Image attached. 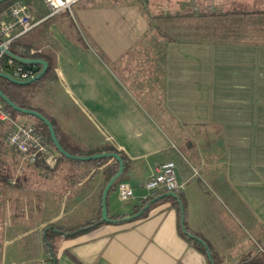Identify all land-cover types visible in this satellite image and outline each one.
I'll return each mask as SVG.
<instances>
[{
	"label": "crops",
	"instance_id": "crops-1",
	"mask_svg": "<svg viewBox=\"0 0 264 264\" xmlns=\"http://www.w3.org/2000/svg\"><path fill=\"white\" fill-rule=\"evenodd\" d=\"M176 1L165 7V13L175 16L157 19L158 25L151 22L156 11L146 16L134 5L99 8L78 0L70 17L68 11L45 13L42 4L40 14H32L35 20L66 17L67 25L79 26L84 35L72 38L62 29L44 42L42 34L18 38L52 64L46 82L34 93L41 97L36 106L50 116L72 150L113 148L116 152H110L126 157L123 180L130 184L126 178L135 179L139 189L130 184L133 197L124 203L116 185L109 190V216L129 214L149 195L144 182L154 166L172 162L182 184L183 220L190 232L206 240L217 264L260 263L264 0ZM182 158L186 163L177 164ZM112 163H25L13 179L0 183V264H28L14 257L10 245L26 235L21 225L32 211L47 213L40 232L61 218L75 215L82 218L75 223L79 225L94 217L106 184L104 169ZM2 165L12 163L3 160ZM209 167L220 171L207 178ZM194 177L202 187L211 181L218 191L189 192ZM15 215L18 219L12 221ZM180 221L177 205L161 198L143 217L111 219L73 236L60 235L57 262L212 264L182 234Z\"/></svg>",
	"mask_w": 264,
	"mask_h": 264
},
{
	"label": "trees",
	"instance_id": "trees-1",
	"mask_svg": "<svg viewBox=\"0 0 264 264\" xmlns=\"http://www.w3.org/2000/svg\"><path fill=\"white\" fill-rule=\"evenodd\" d=\"M12 1L13 0H6V1L0 2V11L2 10V8L4 6L10 4ZM174 16H168V15L164 16L162 13L155 14V15L151 16V22H152V24L154 23V24L158 25L159 22L157 21V19L162 18V17L164 18V17H174ZM186 16H191V14L188 13V15L186 14ZM8 57H12L16 62H19L20 64H22L24 66H33V67H35L36 70H40V68H41L40 64L24 63V62L20 61L19 58H41L47 62V68H46V71L43 74V76L40 79H38V80H36L30 84H27V85H19V84H16V83L9 81L6 77L0 76V89L3 92V94H5L10 99V101H12L15 105L22 107V108L34 109V110H37L38 112H40L41 114H43L53 125L57 139H58L60 145L63 147V149H65L70 154H74V155H78V156H88V155H92V154H96V153L110 152L112 150H115L113 148H105L103 150H98L96 152L90 151V152L84 153V152L72 150L71 148H69L67 146V144L64 143L63 139L59 136L56 124L50 118V116L47 113H45L42 109L35 107V106H28L25 103L26 95L27 96L29 95L32 97V96H34V93L38 89V87H37L35 89H32V91H29V88L31 86H33L35 83H38L42 79L46 78L52 72V64H51V61L49 60V58L46 55H43L42 53L34 50L33 46L30 43L25 42V41H21L18 38L13 39L10 42V44L7 47V52H5L0 57V67H1V65H3V63L5 62V60ZM0 73H1V71H0ZM1 101L3 103L4 109L6 110V112L9 113V115L11 117H12V115H11L12 112H18L15 109H13L11 106L7 105L2 99H1ZM36 119L38 122V124L34 125L36 130L43 134V140L46 144H49L54 149H56L52 143V140H51V137H50V134L48 131V127L40 119H38V118H36ZM5 126H6L5 123L0 122V144L2 143L1 135H2V137H3V135L5 136L7 130L9 129V127H5ZM115 152H116V150H115ZM120 156L122 157L123 160L126 159V157L124 155L121 154ZM60 159H71V158H67V157L60 154L58 160H60ZM71 160L81 161L79 159H71ZM108 160H111L113 163H112V165H110L109 167L104 169L105 170V179H106L105 181H106V183L118 170V167H119L118 162L112 156H102V157H99L97 159H91L90 160L91 162H97L99 164L106 162ZM38 162H42V161H38ZM123 164H124V162H123ZM16 171H17L16 163L15 164L13 163L12 166H10V167L8 166V167L4 168L2 165V162L0 161V183H7V181L9 179H13L15 177ZM117 182L118 181L116 180L114 182V184L110 187L109 190H112L114 188V186L117 184ZM164 193H165V190L153 191L152 193L147 195L145 198H142L140 200L139 204L134 205L132 211L129 214H115V215H110V216L108 215V216L110 219H114V220L125 219L126 217L141 211L145 205L149 204L151 199H153L154 197H156L160 194H164ZM175 194H176V196L165 195L162 199L167 198V199L172 200L173 203H175L177 205V208L179 209V214H182L181 213V208H182V212H183V216H184L185 215V209L183 206V201L181 199L180 193H179V191H175ZM100 199H101V197L99 198L98 209H97L96 215L94 217L86 219L81 224L69 227V226L57 224L56 222H50V223H47L41 229V232H42V250L44 253V259H45V261L47 260V262H48L47 264H58L57 258H56V247L54 245V241L56 240L57 237H59L60 235L73 236V235L80 233L81 231H84L90 227H93L96 224L103 222L101 220V205H100L101 200ZM152 204L153 203H150L146 209H143L141 211L140 215H138V217L139 216L140 217L145 216L148 209L151 207ZM179 224H180L182 234L184 236H186L187 239L190 242H192L199 250L207 253V250L205 248L206 246H208L206 243V240H204L200 235L193 233V232H190L187 229V226H186V223L184 220H183V222L180 221ZM183 226H184V228H183ZM188 233H191L194 237L189 236ZM211 258H212L211 263L217 264L213 255H211ZM246 264H250V263H246ZM252 264H254V263H252ZM256 264H260V263H256Z\"/></svg>",
	"mask_w": 264,
	"mask_h": 264
},
{
	"label": "built area",
	"instance_id": "built-area-1",
	"mask_svg": "<svg viewBox=\"0 0 264 264\" xmlns=\"http://www.w3.org/2000/svg\"><path fill=\"white\" fill-rule=\"evenodd\" d=\"M76 1L78 0H43L49 8L50 14L70 11ZM45 18L35 20L31 11L20 1L16 0L10 3L8 7L0 12V57L5 53L13 39L20 38ZM0 71L15 79L26 80L33 77L39 70H36L33 66H24L12 57H8L1 65ZM0 122L10 124L5 135V141L8 146L22 155L26 163L35 164L42 161L50 167L57 164L60 153L44 142L43 134L37 131L34 125L19 123L14 120L4 109L1 98ZM181 187L182 184L176 178L172 162L156 164L152 176L144 182V188L148 194L159 190L175 192ZM116 191L119 199L123 202L129 201L133 197L131 185L124 180L117 182Z\"/></svg>",
	"mask_w": 264,
	"mask_h": 264
},
{
	"label": "rangeland",
	"instance_id": "rangeland-1",
	"mask_svg": "<svg viewBox=\"0 0 264 264\" xmlns=\"http://www.w3.org/2000/svg\"><path fill=\"white\" fill-rule=\"evenodd\" d=\"M13 1H16V0H13ZM17 1H20L23 5H25L35 17L38 16V14H40L39 8L42 7V4H43V7L45 8V13H48V11H49L46 8V6L44 5L42 0H17ZM175 1L176 0H80V2H83V4L86 3L89 6L94 5V6H97L99 8H110V7H113V5H114V7L117 5H120V6L121 5H134L137 7L139 13H141V14L146 15L149 10H154L157 12L156 14H158L160 12L164 16L168 15L167 13H165V11H168V10H165V7H167V8L170 7V5L173 4V2H175ZM189 1L195 2L196 0H189ZM177 2L178 1H176V3ZM8 6H9V4L4 6L1 11H3ZM162 7H164V8H162ZM72 11H73V8H71L70 11L65 12V13L71 17L73 15ZM184 15L186 16V14H184ZM168 16H174V14L172 13ZM54 19L55 18L50 17L48 20H45L40 25L33 28L32 30H30L26 34H28L29 37H34L35 35H41L42 34L40 37V40L42 42L49 40L50 36L53 33L57 32L58 30H62V29H67L68 31H64V30H62V31H64L68 36L72 35V38H74L75 36H80V35L83 37V35H84L83 29L80 28L79 26H77V28H71V24H70V26H68L67 25L68 21L66 20V17H61L60 19H56L55 21H53ZM72 24H74V22H72ZM21 41H26V39L23 38ZM45 82H46V78L42 79L40 82L35 83L33 86H31L29 88V91H32V89L39 87V85H42ZM36 96L37 95H34L31 97L29 95L28 96L26 95L25 103L28 106L37 107L36 105H40L39 101H40L41 97L37 98ZM40 107H44V106L41 105ZM11 115L16 121H18L20 123H27V124H31V125L38 124L37 119H36L37 117H35L33 115L24 114L21 112H19V113L18 112H12ZM5 127H10V124H6ZM1 140H2V143L0 144V161L3 162V160H5L6 162H11L12 164L16 163L17 171L15 174H19L21 171V168L24 167V165L26 163L25 160L23 159L22 155H20L13 148L8 146V144L5 142V136L4 135H3V137L1 135ZM181 147L183 149L186 148L184 146H181ZM185 153H186L187 157H189V159H191L190 154H187V152H185ZM181 163H186L185 158L180 159L177 164H181ZM177 164H176V167H177ZM217 171H220V169L209 167L208 170L205 171L204 175H207V178H208V174L210 172H217ZM124 175H125L124 172H122L121 175L117 178V181H121V180L125 179L126 176H124ZM126 179L130 181V184L135 189H139V186L137 184L138 182H136L135 179H132L131 177H128ZM206 189H209L210 192L218 191L217 187L214 184H212L211 181L207 182L206 187L205 186L202 187V185H200V182H198L197 177H194L193 183L191 184L189 192H192V193L204 192V191H207ZM165 192H168V191H165ZM150 193H152V192H150ZM120 203H122V201H120ZM31 213H32L31 217H28L27 221L21 225V228H25L24 230H28L26 235L20 239L19 238L16 239V241H14L10 245V248L15 250L14 257L18 260L26 261V262H28V264H47L48 263L47 260L45 261V259H42V258H44V253H43L42 246H41L42 245L41 232L39 230L40 222L42 221L43 217H46L44 215H47V213L44 210L43 211H35L34 210ZM17 219H18V216H16V215L12 216V221H16ZM79 219H82V218H78L77 216L72 215L69 218H67V217L61 218L60 220L56 221V223L60 224V225H67L70 223H74L73 225H75V223H77V221H79ZM13 225H16L19 227V224H16V223L15 224L13 223ZM15 230H16V227H13L11 229V231H13V232ZM58 241L59 240L56 238V240L54 241L55 247L57 246ZM260 263L264 264V260H262V262H260Z\"/></svg>",
	"mask_w": 264,
	"mask_h": 264
},
{
	"label": "water",
	"instance_id": "water-1",
	"mask_svg": "<svg viewBox=\"0 0 264 264\" xmlns=\"http://www.w3.org/2000/svg\"><path fill=\"white\" fill-rule=\"evenodd\" d=\"M2 1H6V0H0V2H2ZM5 52H7V50ZM19 60L24 62V63H28V64H40L41 68L33 77H31L29 79H26V80L15 79L12 76H10L9 74L4 73V72H1L0 76L6 77L9 81H11L13 83H16V84L27 85V84H30V83L40 79L43 76V74L45 73V71H46L47 62L44 59H41V58H19ZM0 98L7 105L11 106L16 111L24 113V114L33 115V116L37 117L38 119H40L48 127V131H49L52 143L55 146L56 150L61 155L65 156L67 158L79 159V160L97 159V158L102 157V156H112V157H114L116 159V161L119 164L118 170L108 180V182L105 184V186L103 188V191H102V194H101V202H100V205H101V220L102 221H110L111 219L108 216L106 199H107V194H108V191H109L110 187L114 184V182L117 180V178L121 175V173L123 171L124 164H123L122 157L118 153H115V152H102V153H96V154H92V155H88V156H78V155L70 154L65 149H63V147L60 145V143H59V141L57 139V136H56V133H55L53 125L51 124V122L43 114H41L40 112H38L37 110H34V109L22 108V107H19V106L15 105L12 101H10V99L5 94H3L1 89H0ZM165 195L176 196L175 192L168 191V192H165L164 194H160V195L154 197L153 199H151L149 204L153 203V202H155V201H157V200H159L161 198H163ZM149 204L145 205L143 207V209H146ZM141 211H139V212H137L135 214H132V215L126 217V218L137 217L138 215H140ZM181 213H182L181 214V221L183 222L184 216H183L182 208H181ZM183 228H184V226H183ZM188 234H189V236L194 237L191 233H188ZM205 248L207 250L208 257L211 260L212 258H211L209 249L207 248V246Z\"/></svg>",
	"mask_w": 264,
	"mask_h": 264
}]
</instances>
